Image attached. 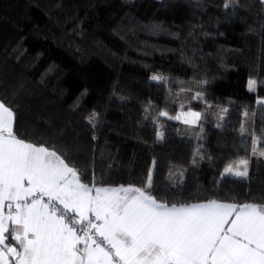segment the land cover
Segmentation results:
<instances>
[{
  "label": "trees",
  "instance_id": "16d2710c",
  "mask_svg": "<svg viewBox=\"0 0 264 264\" xmlns=\"http://www.w3.org/2000/svg\"><path fill=\"white\" fill-rule=\"evenodd\" d=\"M0 99L20 139L87 184L143 188L151 173L148 191L169 205H264V0H0ZM162 110L201 117L165 118L148 142ZM253 132L249 175H223Z\"/></svg>",
  "mask_w": 264,
  "mask_h": 264
},
{
  "label": "snow or ice",
  "instance_id": "6c2138e0",
  "mask_svg": "<svg viewBox=\"0 0 264 264\" xmlns=\"http://www.w3.org/2000/svg\"><path fill=\"white\" fill-rule=\"evenodd\" d=\"M14 123L0 101V264H264V205H169L148 191L151 173L143 188L90 187L56 150L20 139ZM224 173L246 177L248 160Z\"/></svg>",
  "mask_w": 264,
  "mask_h": 264
},
{
  "label": "rangeland",
  "instance_id": "374dc122",
  "mask_svg": "<svg viewBox=\"0 0 264 264\" xmlns=\"http://www.w3.org/2000/svg\"><path fill=\"white\" fill-rule=\"evenodd\" d=\"M250 80H255V79H250ZM255 90H256V85L253 89H251V91H255ZM133 101L135 104H137L138 106H140L143 109L148 108L149 99H148V97L144 96L141 93H137L136 96L134 97ZM263 101H264V99H263ZM189 111L199 112L196 110H184V111H180L176 115H171L164 110L159 111L155 116L152 117L149 124L147 125V141L151 142V143L162 141L164 139L163 120L165 118H168V117L174 118L177 115H181L182 113H187ZM162 112H166L167 116H162L161 115ZM200 117H201V115H200ZM180 120L183 121V118ZM199 120L197 121V123L199 122ZM160 133L163 134L162 138L159 135ZM254 141L256 142L255 143V147H256L255 153H253ZM257 154H259V136H258V134L253 132L249 137L242 136L241 140H240L239 157H238L237 161H239L241 159H247L248 160V175L250 172L249 163H250L251 159L253 158V156H255ZM105 168H106L105 166H102L101 172L98 174V179H101L103 177V175L105 173ZM241 170H243V169L241 168ZM223 175H225V176L226 175H232L235 177L244 178V177L236 176V175L231 174V173H224L223 172ZM97 187H109V186H103V185L98 184Z\"/></svg>",
  "mask_w": 264,
  "mask_h": 264
},
{
  "label": "crops",
  "instance_id": "0c3cea01",
  "mask_svg": "<svg viewBox=\"0 0 264 264\" xmlns=\"http://www.w3.org/2000/svg\"><path fill=\"white\" fill-rule=\"evenodd\" d=\"M0 101H2V100L0 99ZM15 119H16V116H15ZM14 126H15V123H14ZM25 141H26V140H25ZM26 142H28V141H26ZM38 146H39V145H38ZM100 172H101V171H100ZM100 172H99V173H100ZM99 173H98V174H99ZM98 174H97V176H98ZM80 179H81V178H80ZM81 182L84 183V184H87V183L83 182L82 180H81ZM98 184H99V185H103V184H101V183H94V184H92V185H90V184H87V185H89L90 187L93 186V185H94L95 187H97ZM103 186H107V185H103ZM120 186H121V185H120ZM123 186H124V185H123ZM127 186H129V185H125V187H127ZM109 187H118V186H109ZM135 187H136V186H135ZM217 201H219V202H223V203H231V202H225V201H220V200H217ZM205 202H207V201H204V202H196V203H205ZM191 204H195V203H191ZM235 204H236V203H235ZM258 205H259V204H258ZM9 234H10V233H8V234H6V235H8V237H9ZM7 243H8V241H7ZM14 243H15V242H14ZM14 243H13V244H14ZM10 245H12V244H10Z\"/></svg>",
  "mask_w": 264,
  "mask_h": 264
}]
</instances>
